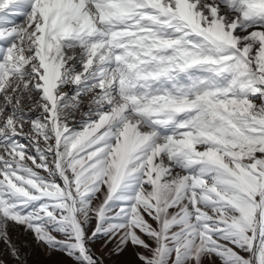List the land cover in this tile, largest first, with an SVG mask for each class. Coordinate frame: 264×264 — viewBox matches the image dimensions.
<instances>
[{
	"label": "snow or ice",
	"instance_id": "snow-or-ice-1",
	"mask_svg": "<svg viewBox=\"0 0 264 264\" xmlns=\"http://www.w3.org/2000/svg\"><path fill=\"white\" fill-rule=\"evenodd\" d=\"M264 264V0H0V264Z\"/></svg>",
	"mask_w": 264,
	"mask_h": 264
},
{
	"label": "rangeland",
	"instance_id": "rangeland-1",
	"mask_svg": "<svg viewBox=\"0 0 264 264\" xmlns=\"http://www.w3.org/2000/svg\"><path fill=\"white\" fill-rule=\"evenodd\" d=\"M102 242H98L93 250L103 264H136L135 258L132 256L131 249L120 254L115 255L112 252V245H109L107 248H101ZM60 257L53 256L49 259L43 249H35L32 257L31 264H54L56 260Z\"/></svg>",
	"mask_w": 264,
	"mask_h": 264
}]
</instances>
